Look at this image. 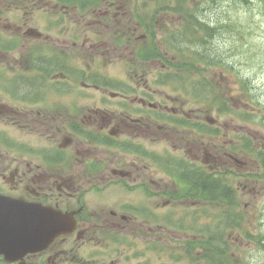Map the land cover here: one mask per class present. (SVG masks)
<instances>
[{"label":"flooded vegetation","instance_id":"flooded-vegetation-1","mask_svg":"<svg viewBox=\"0 0 264 264\" xmlns=\"http://www.w3.org/2000/svg\"><path fill=\"white\" fill-rule=\"evenodd\" d=\"M121 3L0 0V195L61 215L65 230L44 249L13 263L0 256V264H156L155 250L166 264L176 250L168 226L185 187L179 165L171 177L163 154L177 135L171 128L186 127L164 123L162 113L186 114L153 102L160 92L148 66L126 75L87 68L103 57L123 60L130 35L118 25ZM142 28L146 38L149 26ZM95 90L98 98L88 92ZM78 95L91 107L76 108ZM171 147L219 164L214 148L186 137ZM224 155L229 166L232 155Z\"/></svg>","mask_w":264,"mask_h":264},{"label":"rangeland","instance_id":"rangeland-1","mask_svg":"<svg viewBox=\"0 0 264 264\" xmlns=\"http://www.w3.org/2000/svg\"><path fill=\"white\" fill-rule=\"evenodd\" d=\"M176 1L122 0V9L120 10L122 19L118 16L117 21L124 33L130 35L128 50H126L127 47H124L123 40L120 42L124 47L123 60L117 59L109 62L103 57L100 64L90 63L87 68L90 72L103 75H126L131 74V71L137 67L148 66L149 74L162 76L166 73L165 68H162L165 64L166 69H169V76L179 75L175 77L176 80L181 81L179 93L173 91L169 86L157 88L154 85L153 90L160 92L161 96L155 95L154 101L160 102L166 98L168 107H177L172 104V100L178 99L177 104L180 101L183 102V109L189 115L192 111L198 110L202 114L203 123L219 130L218 135H209L203 138V142L197 136L191 137V132L198 133L197 130L187 129L184 132L182 128H171L177 135L168 142V148L163 154L167 159H171V156L175 160L179 158V153L171 148V143L178 145L187 131H190L188 140H194L196 143L202 144L203 147H207L209 144L216 145L223 148V152L231 150L232 147H229L231 141L236 146V142L242 143V138H246V136L250 138L251 151L234 150L233 155L236 163L229 166V171L234 176L227 174L222 177L223 182L233 190V197L230 196L229 199H235L236 207L227 208L225 204L228 202L224 199L221 200L222 203L203 200L199 201L197 205L191 200V202L185 201L183 209L172 211L171 216L175 220H172L168 226V239L170 247L175 246L176 250L168 257L166 264H211L202 260L203 252L208 250L204 243L201 249V241L205 236L202 233V228L206 225H209L210 228L213 227L214 222H210L209 219L211 217L220 218L226 211H233L232 215L235 213L241 215L242 229L224 226L218 228V230L223 229L222 240H225L228 245L224 246L225 249H220L223 252L222 256H226L231 264H264V171L255 156L256 151L264 150V6L259 0H249L245 5L234 3L233 0H181L185 4L184 12L189 13L186 16L195 15L200 19V22L208 23L213 30L211 39L206 46L200 48V43L196 42L190 49H186L187 46L183 40L180 41L175 36V32L179 30L182 22L181 17H183L178 11L176 12ZM146 24L150 30L145 38L144 33L147 30L142 26L144 27ZM142 34L144 37L140 36ZM171 37L176 39L171 40ZM170 44H173L174 48H178L177 51L181 54L167 50V46ZM155 49L165 56L158 61L149 58L144 63L139 60L145 50L153 54ZM204 49H210V53L217 56L220 62V57H222L221 66L201 67V72L197 75L198 72H195L192 66L183 65V62L186 63L187 60L182 54L186 52V55H189L193 51L203 54L202 50ZM73 52L75 51H70V55L76 57L77 54H73ZM194 75H196V80L204 82L209 87V91L203 90L201 97L195 96L194 92L184 94V79L189 80ZM186 83V87H188L189 82ZM76 84L79 86L78 83ZM193 84L194 82L191 81L190 86ZM206 85L203 86L204 89ZM78 89L81 90V87ZM88 92L99 97L96 90ZM213 96L226 104V106L220 104L223 109L222 114L217 112L218 105ZM75 100L78 101L76 103L78 109L85 106L91 107L85 101L89 100L86 96L81 98L78 95ZM82 103L85 106H82ZM212 103L213 105H211ZM227 108L229 110L225 111ZM244 114L251 115V120H245ZM209 118L211 121L208 122ZM176 140L179 141L176 142ZM226 143L228 144L226 145ZM155 149L163 150L162 147ZM184 155L188 156L185 153ZM190 158L188 156L185 160L188 161ZM155 169L158 170V167ZM203 169L207 171L204 166ZM169 174L172 177L170 172ZM236 174L237 176H235ZM171 177L168 176V181L172 179ZM177 214L180 215L177 217ZM178 245H183L181 250L177 247ZM185 248H189L191 253L184 260L175 259L178 250L181 253H186ZM209 248V253L212 256L222 257L220 254H214V247L209 246ZM157 251H154L152 257L156 264H161L162 260L159 259L161 255ZM192 257L198 261L192 263Z\"/></svg>","mask_w":264,"mask_h":264},{"label":"water","instance_id":"water-1","mask_svg":"<svg viewBox=\"0 0 264 264\" xmlns=\"http://www.w3.org/2000/svg\"><path fill=\"white\" fill-rule=\"evenodd\" d=\"M61 229L59 219L55 217L52 220L43 209L0 197V243L5 240L4 245L10 250L19 245L21 255L35 251Z\"/></svg>","mask_w":264,"mask_h":264},{"label":"trees","instance_id":"trees-1","mask_svg":"<svg viewBox=\"0 0 264 264\" xmlns=\"http://www.w3.org/2000/svg\"><path fill=\"white\" fill-rule=\"evenodd\" d=\"M262 5L264 6V0H259ZM234 3H242V4H247L249 2V0H233ZM194 24H196V22H194ZM188 27V31H186L187 33V37L188 39H196L199 42H201L202 44L205 43L206 41H208V39L210 38L212 31L210 29H208L207 27H205L204 25H200V29H196L194 30V26H187ZM202 53H198L197 51H193L192 53V60L195 61L196 63H188L187 66H192L193 70L198 71L199 73L201 72V67H205V66H216V65H221L219 59L217 56L212 55L210 53V49H204L202 50ZM221 60V57H220ZM204 64V65H203ZM201 65V66H200ZM200 66V67H199ZM251 118V117H250ZM259 160L261 161V163L264 164V151H260L258 154ZM205 190L211 195V197H213L214 199L216 198L217 195L220 194L221 191V186L219 182H209V184L207 186L204 187ZM219 200H221V197L219 196ZM226 224L224 225V227H232V228H236V229H240L241 227V218L237 215L233 216V219L230 221L228 220V217L226 218V220L224 221ZM220 234H222L220 232ZM207 244V245H206ZM228 246L226 244V241L222 240V236L221 238H218V242H217V246H215L211 241H207V243H204V246L208 247V250L210 251L209 246L214 247V254H220L221 256L223 255V252L220 251L221 248H224V246ZM217 251H219V253H217ZM208 263L211 264H231V262L229 260H227L226 256H222L221 258H216L215 256H210L208 258H206ZM237 264V263H235Z\"/></svg>","mask_w":264,"mask_h":264}]
</instances>
